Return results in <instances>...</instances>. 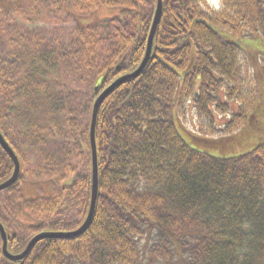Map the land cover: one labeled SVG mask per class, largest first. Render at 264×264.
<instances>
[{"label": "trees", "instance_id": "trees-1", "mask_svg": "<svg viewBox=\"0 0 264 264\" xmlns=\"http://www.w3.org/2000/svg\"><path fill=\"white\" fill-rule=\"evenodd\" d=\"M221 2L215 11L207 0H163L148 64L98 111L91 225L78 236L42 239L19 261L6 258L0 234V264H264V128L250 137L264 119V52L241 43L264 45V0ZM157 6L0 0V130L21 165L17 183L0 192L12 254L40 233L85 223L96 90L140 67ZM107 9L118 11L97 15ZM189 100L201 133L221 138L186 128L180 111ZM245 134L246 146L257 145L224 156L244 147L237 139ZM14 169L0 145V184ZM28 186L51 192L26 199Z\"/></svg>", "mask_w": 264, "mask_h": 264}, {"label": "water", "instance_id": "water-1", "mask_svg": "<svg viewBox=\"0 0 264 264\" xmlns=\"http://www.w3.org/2000/svg\"><path fill=\"white\" fill-rule=\"evenodd\" d=\"M162 11H163V0H158V6H157V11L154 17V22L152 25V29L149 35L148 39V46H147V51H146V56L141 63L140 67L132 74L126 75L118 79L116 82H114L109 88H107L96 100L94 104V109H93V116H92V124H91V131H90V138H91V147H92V163H93V188H92V200H91V207L89 211L88 218L86 222L82 225V227L77 230L76 232L72 233H41L37 236H35L31 242L28 244L26 250L20 254V255H11L8 253L7 250V236L4 227L0 223V233L4 241L3 245V253L6 256V258L12 260V261H19L22 260L24 257H26L31 249L42 239L45 238H50V237H72V236H78L82 233H84L89 226L92 223V220L95 215L96 211V206H97V200H98V192H99V184H98V158H97V144H96V125H97V117H98V111L103 102L116 90L119 88L121 84H123L125 81L132 79V78H137L142 71L145 69L146 65L148 64L152 50H153V44H154V39L155 35L162 17ZM0 145L3 147V149L9 154V156L12 158L14 165H15V171L10 180H8L6 183L0 185V191H3L12 185H14L20 176V171H21V165L19 162L18 157L16 156L15 152L12 150V148L9 146V144L6 142L4 136L2 135L0 131Z\"/></svg>", "mask_w": 264, "mask_h": 264}, {"label": "rangeland", "instance_id": "rangeland-1", "mask_svg": "<svg viewBox=\"0 0 264 264\" xmlns=\"http://www.w3.org/2000/svg\"><path fill=\"white\" fill-rule=\"evenodd\" d=\"M207 2L209 4V6L213 10H215V11L221 10L222 7H223L221 0H207ZM117 11H118L117 9H107V10H102V11L98 12L97 15L99 14L100 16H105V15L115 14ZM42 18H44V16H42ZM241 43H242L243 47H245L247 49L255 50V51H259V52H264V45H260L259 42H257V41H252V42L244 41V42H241ZM263 59H264V57L263 58H260V60H261L260 62L262 64V66L264 67V61H263ZM238 106L239 105L237 103H235V102L231 103V107H232L231 112L232 113L233 112H236L238 110V108H239ZM262 117L263 116H260V120L262 119ZM180 119L182 120L183 124H185L186 128L189 131L193 132L195 135H197L199 137H202L204 139H209V140L219 139L223 135V134H220V133L215 132V131H214L215 133H209L208 135H205V134H202L201 133V130L199 129L200 120H199V118L197 116L196 110L194 109V103H193L192 100L187 101L184 104V106L182 107V109L180 111ZM225 121H226L225 117L223 118L220 115L217 116V123H218V125H223L225 123ZM260 128L261 129L264 128V119H262L261 125L259 123L257 129L253 132V134H252L253 136L250 135V137H252L251 139H253L254 137H256L257 134H263V131L260 130ZM208 131H213V129H210L209 128ZM246 135L247 134H245V135L242 136L243 140L237 139V141H242L241 144L244 143V147H239L238 145L240 143H238L236 145L237 147H235V149L233 150L234 152H231L230 154L224 155V154H222V151L215 150L213 148L212 149H208L207 147H206V149L205 148H202V150H205L206 152H208L210 155H213V156H223V155L224 156H234V155H239V154H242V153L249 152V151H251L257 145V143L256 144H253V145L249 144L248 146H246L245 144L247 142H249V139L246 137ZM5 140H6V138H5ZM6 142L9 144V142L7 140H6ZM9 146H10V144H9ZM198 149H201V148H198ZM35 192H37V196H44V194L48 195L51 191H50L49 187H46V188H38ZM35 192L33 193L32 188L30 186H28L27 189L25 190V197H26V199L32 197L33 194L35 196ZM22 215H24V214H22ZM18 220L21 221L22 223H24L23 225H26L28 227L31 225L30 224L31 221L30 222H26L27 220L23 219L21 216H20V219L18 218ZM42 220H43V217H42ZM4 229H5V227H4ZM5 232H6V230H5ZM6 236H7V232H6ZM7 250H8V253H10L11 255L16 256V254H12L9 251V247H8V236H7Z\"/></svg>", "mask_w": 264, "mask_h": 264}]
</instances>
